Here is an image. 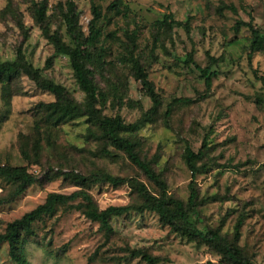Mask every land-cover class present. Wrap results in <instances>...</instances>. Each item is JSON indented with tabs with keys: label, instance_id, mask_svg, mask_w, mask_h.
<instances>
[{
	"label": "rangeland",
	"instance_id": "374dc122",
	"mask_svg": "<svg viewBox=\"0 0 264 264\" xmlns=\"http://www.w3.org/2000/svg\"><path fill=\"white\" fill-rule=\"evenodd\" d=\"M43 1L50 31L67 44L71 42L61 17L65 3L74 2L85 35L91 5L100 9L106 53L100 56L98 46L90 50L101 64L90 65L94 81L106 96L97 108L102 115L120 116L136 126L126 135L160 175L168 195L183 202L191 181L185 149L197 152L205 142L209 151L197 166L207 167L199 168L194 178L198 206L191 220L200 231L217 229L231 240L240 220L237 246L253 264H264V0H0V64L13 63L21 50L28 65L82 103L84 94L69 59L54 52L32 17V2ZM247 22L263 37L259 52L250 54L251 33L241 25ZM131 32L136 33L134 55L160 101L151 117V99L121 61ZM207 67L216 74L210 88L199 71ZM54 99L23 74L0 84V165L25 168L36 178L8 202L11 185L0 179V234L48 194L77 190L58 176L61 171L85 175L101 170L135 178L153 194L160 193L122 151L89 136L85 118L56 127L46 123L37 105ZM87 189L100 209L140 203L128 185L97 183ZM111 223L114 234L105 240L96 223L76 209L57 206L33 224L34 236L24 245L27 261L147 264L128 254L140 249L161 258L158 264H225L212 248L161 226L154 213L131 212ZM0 264H14L6 244L0 245Z\"/></svg>",
	"mask_w": 264,
	"mask_h": 264
},
{
	"label": "trees",
	"instance_id": "16d2710c",
	"mask_svg": "<svg viewBox=\"0 0 264 264\" xmlns=\"http://www.w3.org/2000/svg\"><path fill=\"white\" fill-rule=\"evenodd\" d=\"M32 9V17L35 23L39 25L43 37L52 45L54 52L69 59L74 79L84 94V100L82 103H78L69 95L65 87L44 78L39 69H35L25 62L21 50L17 51V60L13 63L0 64V84L5 82L6 77L11 78L13 74L27 76L39 89L50 93L55 98L53 102L37 105V110L42 114L46 123L56 127L79 118H85L90 123L89 136L104 140L116 150L122 151L132 165L139 169L149 181L159 187L160 193L153 194L146 185L135 178L114 177L101 170H95L85 175L61 171L58 176L63 181L71 183L77 190L69 194H48L42 204L6 226L4 233L0 234V245H7L10 260L14 264H29L24 252V245L34 236L33 224L44 215L53 213L57 206H64L66 209H76L86 219L96 223L98 231L102 233L105 240H109L114 234L111 223L113 218L127 216L131 212L136 214L151 212L158 217L161 226L168 227L172 233L215 250L225 264H253L237 246L242 224L240 220L234 226L232 240L228 236L222 235L217 229L202 232L197 229L195 223L191 220V214L198 206V192L194 184V178L199 168L207 167L206 164L197 166L198 163L205 160L209 151L206 143L203 142L197 152L192 151L190 147L185 149L184 160L191 173V181L188 184V198L186 202H183L168 195L166 185L160 179V175L155 173L149 162L141 158L136 150V142L129 135H126L136 131V126L126 124L120 116L102 115L101 110L97 108L98 103L105 101L106 96L94 81V71L90 68V65L101 66V64L92 59L90 50L98 46L100 56L106 53L105 37L103 35L104 25L101 21L100 9L95 4L91 5V18L87 24V35H85L79 25V17L74 2L67 1L65 3V12L61 8V17L71 44L65 43L56 31H50L46 14L47 6L44 1L32 2ZM241 25L251 33L250 54L259 52L263 40L261 33L252 26L251 22L241 23ZM239 28L240 26L237 24L234 28L235 32H238ZM126 37L129 39V44L124 48L121 61L127 64L134 78L140 82L151 99L152 108L147 112V116L151 117L160 106V101L154 92L153 84L148 80L147 73L134 55L136 33H128ZM187 59L189 64L192 63L190 57ZM199 71L206 87L210 88L212 78L216 77L215 72L210 73L209 67L199 69ZM176 101L178 103L189 102L188 100ZM165 116H169L168 111ZM91 128L96 131H92ZM103 152L108 154L105 149ZM0 179L6 180L11 185V192L5 200L6 202L21 195L36 182L35 176L27 172L25 168L4 165H0ZM97 183H106L114 188L128 185L131 191L140 199V203L136 205L108 206L100 209L87 189L90 185ZM128 254L130 257L139 258L147 264L162 262L161 258L153 257L140 249H130Z\"/></svg>",
	"mask_w": 264,
	"mask_h": 264
}]
</instances>
